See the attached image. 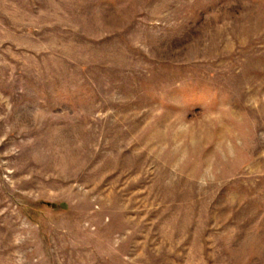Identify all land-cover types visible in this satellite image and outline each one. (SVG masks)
<instances>
[{
  "label": "rangeland",
  "instance_id": "1",
  "mask_svg": "<svg viewBox=\"0 0 264 264\" xmlns=\"http://www.w3.org/2000/svg\"><path fill=\"white\" fill-rule=\"evenodd\" d=\"M0 264H264V0H0Z\"/></svg>",
  "mask_w": 264,
  "mask_h": 264
}]
</instances>
